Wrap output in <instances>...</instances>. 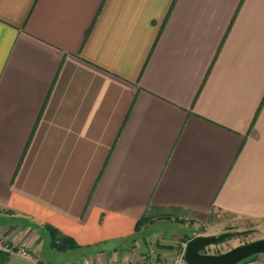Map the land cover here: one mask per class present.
I'll list each match as a JSON object with an SVG mask.
<instances>
[{
    "label": "crops",
    "instance_id": "obj_1",
    "mask_svg": "<svg viewBox=\"0 0 264 264\" xmlns=\"http://www.w3.org/2000/svg\"><path fill=\"white\" fill-rule=\"evenodd\" d=\"M213 214L264 221V0H0V232L31 253L0 262L141 264Z\"/></svg>",
    "mask_w": 264,
    "mask_h": 264
},
{
    "label": "rangeland",
    "instance_id": "obj_2",
    "mask_svg": "<svg viewBox=\"0 0 264 264\" xmlns=\"http://www.w3.org/2000/svg\"><path fill=\"white\" fill-rule=\"evenodd\" d=\"M234 221L232 217L228 215L213 214L212 216L197 222L196 229L197 232L203 234L204 236H220L223 234H228V238L221 244H210L201 249L202 254H221L227 252L228 250L259 240L264 239V221L253 223L245 228L234 227L232 224ZM193 225V224H192ZM192 225L188 223H180L174 221H162L155 223V231L153 237L161 238L164 241L172 242L174 245L184 241L180 239L181 236L189 237L192 234ZM176 251L179 250L178 247L174 248ZM174 250V251H175ZM49 249L44 248L43 252H48ZM261 254L260 256H262ZM239 264H242L240 262Z\"/></svg>",
    "mask_w": 264,
    "mask_h": 264
},
{
    "label": "water",
    "instance_id": "obj_3",
    "mask_svg": "<svg viewBox=\"0 0 264 264\" xmlns=\"http://www.w3.org/2000/svg\"><path fill=\"white\" fill-rule=\"evenodd\" d=\"M216 237L197 235L186 243L184 259L188 264H239L253 256L264 254V239H259L221 254H202V248L212 244Z\"/></svg>",
    "mask_w": 264,
    "mask_h": 264
},
{
    "label": "built area",
    "instance_id": "obj_4",
    "mask_svg": "<svg viewBox=\"0 0 264 264\" xmlns=\"http://www.w3.org/2000/svg\"><path fill=\"white\" fill-rule=\"evenodd\" d=\"M187 242L176 243L178 251H174L170 255L157 254L154 250H150L142 256L141 264H188L184 259V252ZM0 251L8 254L16 253L22 257L30 258L29 244L26 241L13 243L9 238L0 232ZM261 264H264L262 260Z\"/></svg>",
    "mask_w": 264,
    "mask_h": 264
},
{
    "label": "trees",
    "instance_id": "obj_5",
    "mask_svg": "<svg viewBox=\"0 0 264 264\" xmlns=\"http://www.w3.org/2000/svg\"><path fill=\"white\" fill-rule=\"evenodd\" d=\"M147 219H149L148 216H143V217L137 222V224H136L137 228H138V226H140L141 224H143ZM227 238H228V234H223V235L217 236L216 239H215V241L213 242V244H221V243H223ZM0 253H4V254H6V255L8 254V253H6V252H2V251H0ZM6 255H5V256H6ZM5 260H6V258L1 259L0 264H3Z\"/></svg>",
    "mask_w": 264,
    "mask_h": 264
}]
</instances>
